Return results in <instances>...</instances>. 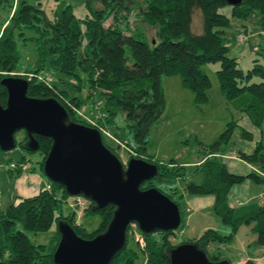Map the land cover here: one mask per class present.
Listing matches in <instances>:
<instances>
[{
  "label": "trees",
  "instance_id": "16d2710c",
  "mask_svg": "<svg viewBox=\"0 0 264 264\" xmlns=\"http://www.w3.org/2000/svg\"><path fill=\"white\" fill-rule=\"evenodd\" d=\"M5 1L0 0V6H4ZM94 3L100 7L93 8ZM125 3L124 0H85L89 16L84 19L77 18L72 6L67 4L56 10L49 22H45L42 12L26 0H17L16 5L10 3L8 11L11 15L0 34V82L9 76L27 80L28 97L57 100L70 121L98 130L104 146L119 159L115 152L118 147L129 153L128 160L135 158L155 165L157 175L144 182L140 189L156 188L175 202L179 206L181 223L180 201L184 197L210 195L215 198L214 214L230 229L227 236L208 229L196 239L174 245L170 238L175 232L144 234L138 231L136 224H130L125 246L110 264H136L139 253L144 255L145 264H170L169 252L178 245L193 244L206 252L211 242L230 240L245 225L251 226L258 245L264 248V206L254 203L235 208L228 202L234 186L247 180L264 183L262 141H258L250 153L232 149L230 144L237 128L241 138L251 140L252 133L240 128L235 121L227 123L213 143L200 144L202 158L197 167L204 169L202 182L186 183L182 189L171 188L168 194L156 187L153 180L161 183L183 180L186 178L185 166L176 160L163 163L147 153L150 129L165 110L162 78L179 76L182 87L192 93L193 103L204 105L209 100L211 88L209 77L201 69L206 63L220 64L216 76L222 95L232 101L237 110L248 114L255 127L262 126L264 65L255 61L244 73L238 68L236 59L228 56L223 35L230 25L226 10L234 18L259 17L264 30V0H242L238 6H229L223 0H136L135 6L131 2L129 5ZM195 9L203 17L199 35L190 31ZM133 10L143 25L155 30L153 38L148 39L138 27L130 30L129 14ZM15 36L35 47L36 60L32 68L19 69L20 55ZM254 77L260 81L249 84ZM67 80L73 82L70 85L75 91L73 95L62 88L68 85ZM95 97L101 101L100 106L81 112L85 102ZM6 99L7 92L0 84L2 107H5ZM118 114L124 117L123 127L117 124ZM35 139L39 149L27 153L41 156L38 164L43 173L51 140L41 136H35ZM27 140L24 135L16 142L24 149ZM232 152L257 171L246 176L230 173L223 157ZM25 162L26 157H23L15 165L19 167ZM15 170L9 167V171ZM19 175L20 170H17L16 176ZM48 184L49 191L43 189L36 196L11 202L6 209L0 210V264H54L53 254L60 240L58 225L62 221L84 240H91L106 231L114 206L96 210L90 200L84 199L87 207L83 215H98L100 218L97 229L88 232L81 224L76 225L75 211L66 216L62 213L63 205L69 199H73V203L75 197H70L58 184L49 180ZM52 224L57 227V237L51 246L33 244L25 233L46 232ZM136 236L143 241V248L135 240ZM131 239L138 251L128 247ZM208 258L212 262L225 260L230 264L229 260L219 256L208 255ZM245 264L254 263L246 261Z\"/></svg>",
  "mask_w": 264,
  "mask_h": 264
},
{
  "label": "rangeland",
  "instance_id": "374dc122",
  "mask_svg": "<svg viewBox=\"0 0 264 264\" xmlns=\"http://www.w3.org/2000/svg\"><path fill=\"white\" fill-rule=\"evenodd\" d=\"M29 4L36 6L41 12L45 22L52 21L54 12L67 4L73 8L74 15L79 19L89 16V11L85 7V0H26ZM129 5L131 2L135 6L136 0H124ZM4 6H0V34L3 30V24L10 18L8 5L10 3L17 4V0H6ZM129 3V4H128ZM100 5L93 4V8L97 9ZM228 14L230 21L229 27L223 35L225 45L228 47V56L236 59L238 68L244 73L249 71L253 63L257 61L260 65H264V30L259 24V17L254 15L247 18H234ZM130 30L139 28L138 31L145 33L148 39L154 37L155 30L143 25V22L135 16V10L129 14ZM203 17L198 9L192 12L190 31L199 35L202 33ZM21 37L15 36L17 51L20 55L18 67L20 70L32 68L33 62L36 60L35 47L29 41H23ZM153 42V41H152ZM219 63H206L201 65L202 71L209 77L211 88L208 91V102L201 106L193 103L192 93L184 89L181 85L179 76L163 77L162 88L166 101L165 110L160 120L150 129L148 137L147 153L156 160L161 162H169L176 160L178 164L185 166L186 178L176 180L173 183H161L153 180V184L161 189L164 193H169L171 188L182 189L186 183H201L204 177L203 167L197 166L201 163L200 155L201 145H209L213 143L221 132L226 128V124L232 121L238 123L240 128L251 131L252 139H244L239 136L238 128L234 132V138L230 144L234 150H243L252 152L258 141L264 144V122L258 129L254 126L248 114L240 112L233 106L232 101L226 100L222 95L216 76L219 69ZM260 79L254 77L250 83H257ZM68 85L62 87L67 90L70 95L74 94L70 85L73 83L67 80ZM100 102L96 97L93 100L85 102V106L81 112H87L89 109L99 107ZM95 103V105H94ZM124 117L118 114L117 124L123 127ZM24 135V131L15 134L16 141H20ZM107 142V141H106ZM201 144V145H200ZM120 159L125 163L128 160L129 153L123 148L115 151ZM23 157H26V164L32 169L29 176H37L43 181L47 179L40 172L39 161L41 156L38 154H29L27 151L17 145L11 151L0 150V210H4L12 202L11 196L14 193L19 194V184L22 182L23 176L14 174L9 177L6 175L5 168L9 169L10 163H18ZM29 177L33 181V179ZM26 184V183H25ZM24 184V185H25ZM258 186V185H257ZM37 187V186H36ZM264 188V184L259 186ZM42 184H39V189ZM39 191H37L38 193ZM71 197V196H70ZM13 198V197H12ZM73 198V197H72ZM71 200L63 205L62 213L64 216L70 212H76V220L82 227L88 231H94L100 224L98 215H83L80 211L71 207ZM89 203V202H88ZM180 208L183 211L182 223L175 231V235L171 236V243L174 245L191 241L199 237V231L202 227L211 229H222L229 233L228 226L221 223L220 219L209 208L208 212L203 213L202 217L194 216L193 221H189L186 212L187 205L185 201H180ZM20 229V226H17ZM57 227L52 224L46 232L33 233L26 231V235L33 244H42L51 246L56 241ZM139 231V230H138ZM140 232V231H139ZM220 236H224L223 232H219ZM229 235V234H227ZM128 247L138 251L133 239L129 240ZM257 244L255 235L251 232V226H242L232 239L222 243L213 241L206 249V253L210 256H219L223 259H229L231 264H237L242 258H246V253L250 254L255 251ZM260 248V247H259ZM247 260V259H246ZM136 264H145V258L139 253L136 258Z\"/></svg>",
  "mask_w": 264,
  "mask_h": 264
},
{
  "label": "water",
  "instance_id": "95a60500",
  "mask_svg": "<svg viewBox=\"0 0 264 264\" xmlns=\"http://www.w3.org/2000/svg\"><path fill=\"white\" fill-rule=\"evenodd\" d=\"M238 6L242 0H223ZM10 71V70H9ZM0 84L7 92L0 105V150L11 151L18 143L15 134L24 131V150L39 149L35 136L51 140L43 164V175L64 187L71 197L82 196L94 209L114 206L105 232L91 240L81 239L65 222H60V240L54 264H110L126 243V230L136 224L144 234L175 232L181 224L179 206L156 188L140 186L158 172L155 165L131 158L124 165L102 142L98 130L69 120L66 110L53 98L27 96L28 81L9 76ZM119 149V147L117 148ZM170 264H227L212 262L193 244H181L169 252Z\"/></svg>",
  "mask_w": 264,
  "mask_h": 264
},
{
  "label": "crops",
  "instance_id": "0c3cea01",
  "mask_svg": "<svg viewBox=\"0 0 264 264\" xmlns=\"http://www.w3.org/2000/svg\"><path fill=\"white\" fill-rule=\"evenodd\" d=\"M248 132H251V131H248ZM243 152H245V151H243ZM245 153H248V152H245ZM223 163L225 164L228 171L232 174H235V175L246 176L251 172L257 171L254 167L248 165L247 163H245L242 160H240L239 158H237V156L234 152L228 153L226 156H224L223 157ZM11 164H14V163H10V165ZM22 166H26L25 171L21 170ZM28 168H30V167L25 162L24 164H21L17 169V170H20L19 176H23V178H22V182L18 186L19 187V194L14 193L11 196V200L14 203H17L22 198H29V197L36 196L48 184V180L43 181L41 178H39L37 176H33V177L29 176L28 174L30 173V171H27ZM17 170L14 171L15 174H16ZM5 172H6V175L9 177H11L14 174L13 172L9 171V169H6V168H5ZM29 177H31L33 179V181L31 179H29ZM40 183L42 184L41 189H39ZM263 184L264 183L256 184L252 181L247 180L244 183H242L241 185L234 186L230 190V194L228 196L229 204L235 208L236 207H243L245 205L254 204V203L264 206V188L259 187L260 185H263ZM37 191H39V192L37 193ZM214 200H215V198L213 196H210V195L184 197L181 201H185V203L187 205L186 212L188 213V219H189L190 223H191V221H193V217L195 215L198 217H202L203 213L209 211V208H211L213 210ZM208 229H211V228L202 227L200 229V231L198 232L199 233L198 236H200L204 231H206ZM224 229L225 228L214 229V231H216L218 234H219V232H223V234H225L224 236H227V234L230 233V229H229V233H227V231ZM211 230H213V229H211ZM252 234L255 235L253 232H252ZM255 241L257 244V248L255 249V251L252 252L251 254L249 252H247L246 256H248V257L242 258L237 264H245L246 261H252L254 264H264V248L258 245L257 240H256V235H255ZM227 260H229V259H227ZM229 262H230V260H229ZM230 264H231V262H230Z\"/></svg>",
  "mask_w": 264,
  "mask_h": 264
},
{
  "label": "built area",
  "instance_id": "2783aa9c",
  "mask_svg": "<svg viewBox=\"0 0 264 264\" xmlns=\"http://www.w3.org/2000/svg\"><path fill=\"white\" fill-rule=\"evenodd\" d=\"M10 168L15 170V169H18V166L15 165V164H11L10 165ZM21 170L22 171H25L26 170V166H22L21 167ZM45 190H50V184H47L44 188ZM71 207L72 208H76L77 211H80L81 213H83V211L86 209L87 207V204L85 202V200L82 198V197H75V200L73 201V203L71 204ZM76 225L78 226L79 225V222L76 220ZM135 240L140 244V247L143 248L144 246V243L143 241L140 239L139 236H136L135 237Z\"/></svg>",
  "mask_w": 264,
  "mask_h": 264
},
{
  "label": "flooded vegetation",
  "instance_id": "af4514ba",
  "mask_svg": "<svg viewBox=\"0 0 264 264\" xmlns=\"http://www.w3.org/2000/svg\"><path fill=\"white\" fill-rule=\"evenodd\" d=\"M24 135H25V133H24ZM24 135H23V136H24ZM22 139H23V137H22ZM22 139H21V140H22ZM21 140H20V141H21ZM17 142H19V141H17ZM34 153H35V152H34ZM125 164H126V163H125Z\"/></svg>",
  "mask_w": 264,
  "mask_h": 264
},
{
  "label": "clouds",
  "instance_id": "9594fccd",
  "mask_svg": "<svg viewBox=\"0 0 264 264\" xmlns=\"http://www.w3.org/2000/svg\"><path fill=\"white\" fill-rule=\"evenodd\" d=\"M76 197H82V196H76ZM83 198V197H82ZM83 199H85V198H83ZM80 225V224H79Z\"/></svg>",
  "mask_w": 264,
  "mask_h": 264
}]
</instances>
